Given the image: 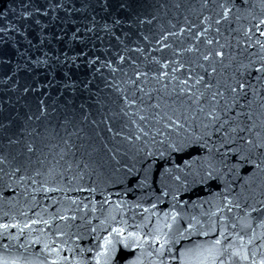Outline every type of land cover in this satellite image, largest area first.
<instances>
[{"label":"water","instance_id":"95a60500","mask_svg":"<svg viewBox=\"0 0 264 264\" xmlns=\"http://www.w3.org/2000/svg\"><path fill=\"white\" fill-rule=\"evenodd\" d=\"M264 0H0V264H261Z\"/></svg>","mask_w":264,"mask_h":264},{"label":"snow or ice","instance_id":"6c2138e0","mask_svg":"<svg viewBox=\"0 0 264 264\" xmlns=\"http://www.w3.org/2000/svg\"><path fill=\"white\" fill-rule=\"evenodd\" d=\"M261 264H264V261H262Z\"/></svg>","mask_w":264,"mask_h":264}]
</instances>
